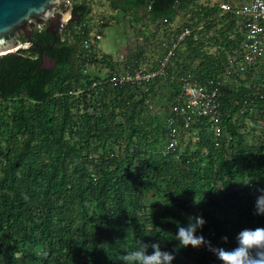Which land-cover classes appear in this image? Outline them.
Wrapping results in <instances>:
<instances>
[{"label": "trees", "instance_id": "1", "mask_svg": "<svg viewBox=\"0 0 264 264\" xmlns=\"http://www.w3.org/2000/svg\"><path fill=\"white\" fill-rule=\"evenodd\" d=\"M204 1L104 0L110 14L98 17L101 36L130 15L136 46L121 60L96 45L85 49L95 30L92 5L72 0L61 33L36 28L22 39L27 49L0 57V264H127L122 256L139 243L174 252L172 264H221L207 245L178 248L177 224L202 215L198 234L225 248L240 230L264 227L255 211L264 194L262 62L220 87L230 141L216 148L200 120L191 128L196 142L182 133L167 149L166 120L182 92L176 78L218 79L243 38L242 20L219 6L245 2ZM184 28L191 33L163 75L141 86L106 82L125 69L155 71ZM40 55L53 61L50 70Z\"/></svg>", "mask_w": 264, "mask_h": 264}, {"label": "built area", "instance_id": "2", "mask_svg": "<svg viewBox=\"0 0 264 264\" xmlns=\"http://www.w3.org/2000/svg\"><path fill=\"white\" fill-rule=\"evenodd\" d=\"M64 3L71 8L72 0H65ZM219 8L221 14H229L242 20V28L244 29L242 41L228 56L223 75L218 79L200 83L190 75L176 78V81L182 86V92L178 97L177 103L172 106L173 116L166 120V130L169 138L168 150L174 149L182 133L196 142L198 136H196L195 130H191V128L194 123L200 120L208 122L209 131L212 133L216 148L220 147L224 140L230 141V137L225 136L219 112L220 87L224 80L232 75V72L242 73L247 66L259 64L264 59V0H251L248 3L235 6L229 3H221ZM68 22L65 20L60 25L59 33L62 32ZM163 22H166V20L164 19ZM101 25H103V20L97 18L93 24L95 30L90 35L91 38L84 42L85 49L95 46L101 40L102 36L101 32H99ZM190 33L191 31L187 28L182 30L177 37L176 43L168 51L165 60L160 63V66L155 71L145 70L142 67L133 70L125 69L119 75L108 79L106 82L111 83L114 87L126 85L141 86L155 77L163 75L166 62L173 55L177 43L183 41ZM120 57L121 60L124 59V57ZM245 112L246 109L241 108L237 117L242 116ZM176 119L180 121V127L177 125Z\"/></svg>", "mask_w": 264, "mask_h": 264}, {"label": "clouds", "instance_id": "3", "mask_svg": "<svg viewBox=\"0 0 264 264\" xmlns=\"http://www.w3.org/2000/svg\"><path fill=\"white\" fill-rule=\"evenodd\" d=\"M255 211L264 215V194L258 196L255 202ZM205 223L202 215L189 218L187 225L177 224L175 239L179 247H201L207 245L215 253L221 264H264V227L244 228L237 233L236 245L232 248L214 247L210 241L198 234V229ZM227 239V237H225ZM148 245L139 243V246L125 253L122 259L127 264H172L175 253L162 249L159 244Z\"/></svg>", "mask_w": 264, "mask_h": 264}, {"label": "water", "instance_id": "4", "mask_svg": "<svg viewBox=\"0 0 264 264\" xmlns=\"http://www.w3.org/2000/svg\"><path fill=\"white\" fill-rule=\"evenodd\" d=\"M65 0H0V57L15 54L21 49H27L32 32L36 28L55 36L60 31V25L65 22L68 12L71 21V8ZM63 8L64 12L59 9ZM41 53V49H40ZM42 68L50 70L53 61L40 55Z\"/></svg>", "mask_w": 264, "mask_h": 264}, {"label": "rangeland", "instance_id": "5", "mask_svg": "<svg viewBox=\"0 0 264 264\" xmlns=\"http://www.w3.org/2000/svg\"><path fill=\"white\" fill-rule=\"evenodd\" d=\"M223 0H205L204 2H209V3H216V2H222ZM231 1V0H230ZM234 1V3H239V2H245L248 3L251 0H232V2ZM90 3L92 5V12H91V17H94V20H96L98 17H102L105 16L107 17V15L110 14V9L108 8L107 4L104 2V0H90ZM68 12L65 14L64 19L67 20L68 19ZM127 22L122 21V23H109L107 26H105L102 29V38L100 41H98L96 43L97 49L100 53L102 54H107L112 56L113 58H121L120 56L124 57L123 55H129L130 53L133 52V50L135 49L136 46V38L133 35L131 26H130V15L126 18ZM179 22V18H176L173 22V24L171 25L172 29H174ZM144 24L146 25V23L144 22ZM133 27H138V28H144L142 27V24L140 23H132ZM146 29V28H145ZM154 29V25L153 26H149V31L147 32H151V30ZM160 33H164L167 30H164V27H160ZM159 34V33H158ZM212 33H207L206 35L201 34L200 36H204V38L206 39L207 36H210ZM156 42V41H155ZM135 43V44H133ZM211 45H207L205 44V48L206 50H209L210 52H213V49H209ZM26 47H29L26 45ZM141 47V45L139 46ZM156 52V51H155ZM146 54L149 55L150 53L148 51H146ZM264 64V59L261 63V65ZM256 75L254 74V77H257L258 74L260 73V70H256L255 71ZM231 79V80H230ZM228 80H226V83H230L231 85H239L237 84V82H232L234 80V78H230Z\"/></svg>", "mask_w": 264, "mask_h": 264}, {"label": "flooded vegetation", "instance_id": "6", "mask_svg": "<svg viewBox=\"0 0 264 264\" xmlns=\"http://www.w3.org/2000/svg\"><path fill=\"white\" fill-rule=\"evenodd\" d=\"M59 11H60V12H64V9H63V8H60Z\"/></svg>", "mask_w": 264, "mask_h": 264}]
</instances>
